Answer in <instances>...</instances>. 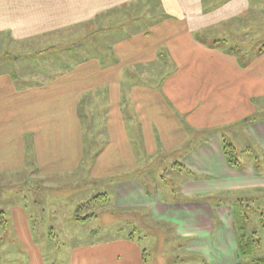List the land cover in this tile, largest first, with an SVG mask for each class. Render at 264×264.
<instances>
[{
	"label": "crops",
	"instance_id": "obj_1",
	"mask_svg": "<svg viewBox=\"0 0 264 264\" xmlns=\"http://www.w3.org/2000/svg\"><path fill=\"white\" fill-rule=\"evenodd\" d=\"M251 5L252 0H0V45L46 42L22 50L36 54L65 46L71 55L70 62L25 84L0 73V177L26 168L46 187L69 182L67 176L81 169L82 179L92 184L115 179L108 189L116 208L147 209L155 219L170 221L188 240L187 251L198 253L204 264H237L230 203L164 201L130 176L140 157L177 153L191 175L184 194L264 190V111H256L258 104L264 108V37ZM78 43L80 59L70 51ZM255 111L261 115L251 120ZM244 117L243 132L259 146L260 157L257 166L234 169L222 154L221 129ZM108 192L100 194L108 199ZM35 215L31 207L29 218H3L4 228L9 224L17 237L11 243L21 245L25 236L32 252L21 256L7 245L1 263L46 264L38 249L47 242L43 232L30 238ZM53 219L47 229L62 230V219ZM101 247H78L68 261L103 264Z\"/></svg>",
	"mask_w": 264,
	"mask_h": 264
},
{
	"label": "rangeland",
	"instance_id": "obj_2",
	"mask_svg": "<svg viewBox=\"0 0 264 264\" xmlns=\"http://www.w3.org/2000/svg\"><path fill=\"white\" fill-rule=\"evenodd\" d=\"M250 9V16L255 18L258 24L260 21L264 37V0H252ZM83 42L81 44L85 45ZM42 45H46V42H38L32 47L15 46L11 49L4 44L0 45V73L9 72L16 75L21 79V84H25L44 78L38 76V73L50 71L59 63L71 61V55L65 46L36 54H33V50H22ZM73 46L78 48L70 51L78 52L79 55L76 53L75 58L80 59V43ZM258 105L256 111H264V108ZM245 119L246 117L221 129L225 142L235 147V155L242 168L247 165L257 166L260 157L259 146L243 132ZM176 154L164 158L140 157L139 166L130 177L148 193H157L164 201H197L194 198L215 195L220 197V201L213 198H208L207 201L213 205L216 201L236 205L235 227L238 235L246 221L245 227L249 235L255 232L259 240L251 255L245 256V262L253 256H264V190L225 189L206 194H184L182 185L191 175L182 167L176 166V163H182ZM84 174L85 170L81 169L80 173L73 177L67 176L69 182H59L48 187L37 179H31V173L26 168L0 177V216L5 220L29 218L31 207L35 208L37 225L36 229L30 232V238H40L39 235L43 232L42 238L47 239V242L39 244L38 249L46 264H67L68 258L73 256L72 251L85 247L88 243L102 244L97 250L106 253L103 264H204L198 253L187 251L188 240L176 231L175 225L170 221L155 219L147 209L116 208L113 188L108 189L115 179L92 184L87 179H82L81 175ZM107 190L108 199H93ZM239 198H243L242 201L238 200ZM240 204L248 207L242 209ZM90 213H95V216L83 220L77 218ZM55 216L62 219V230H58L57 226H53L54 231L47 229ZM130 235L132 238H129ZM23 237L26 240V237ZM13 239L17 240V237L9 228V224L7 228L0 224V251L10 245L21 256L27 255L25 251L32 252V247H27L24 240L21 245L17 242L14 245L11 243ZM82 253L81 251V255ZM10 264L31 263L12 261Z\"/></svg>",
	"mask_w": 264,
	"mask_h": 264
},
{
	"label": "trees",
	"instance_id": "obj_3",
	"mask_svg": "<svg viewBox=\"0 0 264 264\" xmlns=\"http://www.w3.org/2000/svg\"><path fill=\"white\" fill-rule=\"evenodd\" d=\"M260 115L261 114L257 113V114H255V116L251 117L250 119L256 120V119H258V117ZM221 148H222V154H223V157H224L226 163L234 169H241L242 167L239 166V161L237 160L236 155H235L236 154L235 147L232 144H229L225 141H222ZM176 166L183 167L182 164H179V163H176ZM96 198H106V194H99V195L95 196L93 199H96ZM208 198H213V199H217V200L220 199L219 196H215V195L214 196H205V197L200 196V197H196L194 199L197 201H204V200H208ZM224 199H227V198H224ZM242 199L243 198H239L238 200L242 201ZM240 206H242V209L248 207L247 205L243 206V204H240ZM231 207L233 208V227H234V234H235V238H236L238 255H239L238 256L239 262L237 264H264V256H257V257L253 256L249 261L245 262V260H244L245 256L251 255L253 247L255 246L256 243H259V240L256 238L255 232H252V234L249 235V233L247 232V229L245 227L246 221H245V223H243L244 225L241 229L240 234L238 235L236 227H235L236 216H237L236 205L231 204ZM92 216H95V213H90L86 216H81V217L77 216V218L83 220V219H88ZM243 216H245V218L248 220V217L246 214H244ZM0 219H1L0 224L4 227L5 220L1 216H0ZM129 238H132V236L130 235Z\"/></svg>",
	"mask_w": 264,
	"mask_h": 264
}]
</instances>
